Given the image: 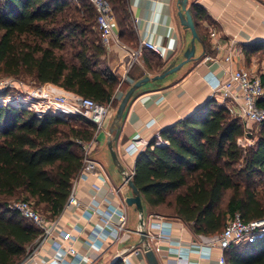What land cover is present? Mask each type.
<instances>
[{"label":"trees","instance_id":"16d2710c","mask_svg":"<svg viewBox=\"0 0 264 264\" xmlns=\"http://www.w3.org/2000/svg\"><path fill=\"white\" fill-rule=\"evenodd\" d=\"M120 40L134 47L129 0H107ZM200 37L203 8L192 5ZM201 40V38H200ZM206 42V39H204ZM264 60V41L244 48ZM154 54V53H153ZM210 53L207 52V55ZM97 13L88 0H0V77L32 79L36 86L114 106L122 82L109 70ZM146 63L158 74L161 61ZM264 88V67L259 71ZM264 109V97L259 101ZM56 115L0 105V264H24L42 232L10 206L26 201L48 221L64 212L84 170L80 143L96 141V127ZM247 127L215 100L161 132L136 161L133 182L149 210L180 221L203 240L218 236L240 214L264 219V123L246 146ZM227 264H264V238L226 253ZM115 264H125L119 259Z\"/></svg>","mask_w":264,"mask_h":264},{"label":"crops","instance_id":"0c3cea01","mask_svg":"<svg viewBox=\"0 0 264 264\" xmlns=\"http://www.w3.org/2000/svg\"><path fill=\"white\" fill-rule=\"evenodd\" d=\"M193 4L199 5L207 14V19L200 21L201 42L196 43L197 60L164 80L150 82L139 89L126 108L118 135L112 132L116 130L114 121L117 111L114 106H107L108 119L102 130H96L97 139L91 154V159L97 163L98 168L85 172L84 175L81 173L73 185L72 191L80 206L64 210L57 219L55 238L42 246L38 243L36 254L32 259L27 257V264H47L54 256L55 240L60 241L65 248L74 246L79 254L78 259L91 254L94 264H113L118 256L130 254L135 248L140 249L141 214L126 202L132 197V191L124 186L126 178L113 163L108 140L116 138L114 148L126 174L131 175L135 172L138 158V155L129 154L131 148L138 146L144 151L152 140L160 137L161 132L190 117L211 100L213 85L207 80L209 76L226 81L237 70L255 72L257 67L262 68L259 55H253L249 60L244 48L264 41V0H190L188 7ZM128 6L136 34L135 46L127 45L121 40L120 44L114 42L104 57L109 70L123 85L116 95L118 102L139 80L160 75L171 64L179 65L183 62L184 54L193 39L191 31L181 24L179 0H129ZM116 33L119 37L117 23ZM142 40L162 47V55L157 56L144 50L138 56L136 53ZM207 52L210 54L207 55ZM227 58H231V61L227 62ZM146 59L148 63L161 61L164 66L156 74L149 69ZM71 122L77 127H85L83 120L74 119ZM90 123L95 126L93 122ZM136 136H140V139L133 143ZM162 142L164 141H161V145H164ZM120 188L123 189L117 194L115 190ZM93 202H98L99 210L106 215L116 208L123 210L127 215L129 235L119 242H109L101 249L90 248L89 242L92 241L96 228L104 226L101 216L90 218L87 214ZM153 215L160 216L152 213L144 203L146 224L156 222L151 218ZM113 220L117 222L116 217ZM170 221L174 243L181 242L187 247L191 243L204 242L186 224L177 220ZM61 231L71 233L76 241H64L60 236ZM160 245L161 252L157 253L160 264H173L172 260L176 257L170 254L169 242H162ZM74 259L69 257L70 262ZM192 260L210 264L199 260L196 255L192 256ZM130 262L148 264L137 255H131Z\"/></svg>","mask_w":264,"mask_h":264},{"label":"built area","instance_id":"2783aa9c","mask_svg":"<svg viewBox=\"0 0 264 264\" xmlns=\"http://www.w3.org/2000/svg\"><path fill=\"white\" fill-rule=\"evenodd\" d=\"M88 1L97 13V25L100 31L101 42L106 52H108L114 42L120 44V39L116 33V19L112 6L107 0ZM212 36L214 37L215 34L213 33ZM144 50L151 51L157 56H161L163 53L162 47L147 40L140 42L136 54L140 56ZM226 61L230 62L231 58H227ZM207 80L213 85L211 100L217 101L233 117L239 118L246 125V138L252 136L251 126H261L264 123V109L259 107V101L264 97L261 74L242 69L231 73L229 79L226 81L216 80L214 76H209ZM0 105L23 108L36 113L38 116L56 115L70 122L72 119L82 117L93 122L97 132L104 128L109 115V107L101 106L94 100L88 98L77 99L70 92L58 90L51 85L30 87L22 80L14 77H0ZM139 139L140 136H136L133 139V143ZM161 141L162 139L158 137V145H161ZM95 142L80 143L85 158L83 175L85 172L98 168L97 163L91 159ZM162 144H165V142H162ZM250 145L246 144V146ZM141 152H143L141 148L134 146L129 151V154L131 156H139ZM128 176L133 179L134 173ZM103 182H105L104 179ZM124 186H128L127 181ZM122 189L115 190V192L119 194ZM79 206L80 202L72 191L65 209L72 210ZM10 208L18 212L25 220L32 223L42 232L39 246L55 238L54 234L58 228L57 220L48 221L34 208L32 203L17 201ZM89 208L90 210L87 214L90 215V218L98 215L102 217L104 222L102 228H96L95 235L92 241L89 242L90 248L101 249L109 242H119L129 235L127 215L123 210L116 208L109 215H106L99 210L98 202H93ZM115 217L117 222L113 220ZM151 218H154L156 222L151 224H146L145 222V228L152 248L156 254L160 253V243L169 242L170 254L176 257L172 260L173 264H200L199 261L194 262L192 260L193 255L198 256L199 260L208 261L210 264H227L226 253L228 251L243 244H254L264 238V219L245 222L241 215L237 213L228 221L226 228L218 236L204 240L202 243H191L186 247L181 242L174 243L171 231L172 222L170 220L154 215ZM60 236L64 241H76L71 233L65 231H61ZM154 242L155 245L153 244ZM36 251L37 249L29 255V259L33 258ZM139 254L140 249L135 248L130 254L124 253L121 259L125 264H131V255L139 256ZM69 257H74V262H70ZM78 257V251L74 246L65 248L60 241L55 240L54 256L47 264L95 263L91 254H85L80 259ZM24 264H27V262Z\"/></svg>","mask_w":264,"mask_h":264},{"label":"water","instance_id":"95a60500","mask_svg":"<svg viewBox=\"0 0 264 264\" xmlns=\"http://www.w3.org/2000/svg\"><path fill=\"white\" fill-rule=\"evenodd\" d=\"M189 1L190 0H179V6H180V21L182 26L190 30L193 36V39L191 41V46L190 48L185 52L184 54V61L181 62L179 65L176 64H171L162 74L154 76V77H145L138 82H136L125 94L123 99L121 100V103L117 109L116 112V117L114 121V127H116V130H112V132H116L118 135L119 130H120V122L123 119L124 113L126 111V108L135 95V93L147 85L150 82H156V81H161L164 80L166 77L169 75H172L174 73H177L180 71L185 65L192 63L197 60L196 58V43L201 42L200 37L198 35L196 25L193 19V14H192V6H189ZM116 141L115 139L110 138L108 140V147L111 153V157L113 160L114 165L120 170V172L125 176L127 185L132 191V197L128 198L126 200L127 204L131 207H135L136 210L141 214V230L139 232L141 236L140 244L138 247L140 248V254L139 258L141 260L145 259L148 264H160L159 258L156 254V252L153 250L151 241L148 238V234L145 228V218H144V203L143 199L141 196V193L139 189L136 187V185L133 182V179L126 174L125 168L123 167L119 156L114 148V143ZM119 259H121V256H118L113 264H115Z\"/></svg>","mask_w":264,"mask_h":264},{"label":"rangeland","instance_id":"374dc122","mask_svg":"<svg viewBox=\"0 0 264 264\" xmlns=\"http://www.w3.org/2000/svg\"><path fill=\"white\" fill-rule=\"evenodd\" d=\"M259 58H260V57H259ZM261 63H262V67H264V60H262ZM259 71H260V69H259V67H257L255 73H259ZM22 81L25 82V83H26L28 86H30V87H35V86H36L35 83L33 82V80L30 79V78H28V79H26V80H22ZM120 103H121V101H119L118 103H116V104L114 105V108H115L116 111H117V109H118ZM69 120H70V119H69ZM72 120H74V119H72ZM72 123H73V122H72ZM259 127H260V126H258V125H252V126H251V129H252V136L245 138V142H246L247 145H250V144L253 142L252 140H253V138H254V135L257 134V132H258V130H259ZM250 142H251V143H250ZM258 189H259V190H263V189H264V182H262V183L259 184Z\"/></svg>","mask_w":264,"mask_h":264}]
</instances>
